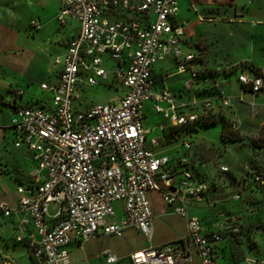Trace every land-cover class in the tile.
Masks as SVG:
<instances>
[{
  "label": "built area",
  "instance_id": "obj_1",
  "mask_svg": "<svg viewBox=\"0 0 264 264\" xmlns=\"http://www.w3.org/2000/svg\"><path fill=\"white\" fill-rule=\"evenodd\" d=\"M179 11L178 0H61L60 23L76 21L79 32L67 45L57 81L41 84L51 93L50 105L3 106L13 110L14 146L30 156L26 176L31 182H20L17 204L0 202V213L15 220L16 246L26 244L36 264H74L68 247L75 237L87 241L101 233L122 236L134 228L151 238L150 191H159L186 219L187 233L181 241L133 252L132 264H194L196 257L202 264H215L214 244L225 233L241 232L238 219L230 218L212 221L211 234H205L201 219L190 215L189 205L204 203L210 186L191 171V158L156 153L161 141L148 137L144 106L152 101L155 111L171 122L170 128L186 134L190 132L181 128L194 124L200 109L232 107L234 99L247 104L251 115L258 117L264 114V106L254 101L264 92V73H251L255 79L247 80L241 79L243 73L239 75L242 92L250 93L253 100L243 95L233 98L222 87L200 99L192 89L201 83L197 80L201 71L193 66L199 52L186 54L182 48L185 29L177 21ZM168 56L174 58L179 72H191L185 82L192 94L188 102L178 100L166 87L155 88L154 67ZM111 59L117 65L109 70L105 64ZM100 82H120L124 93L85 110L76 106L82 99L80 89ZM184 146L190 149L192 143L185 140ZM220 170L229 168L223 165ZM247 176L264 188V167L248 170ZM234 198L240 199L241 194ZM53 201L59 208L50 216ZM116 202L122 203L124 211L119 220H115ZM103 256V264L119 261L110 249ZM3 264H15V260L6 256Z\"/></svg>",
  "mask_w": 264,
  "mask_h": 264
},
{
  "label": "crops",
  "instance_id": "obj_2",
  "mask_svg": "<svg viewBox=\"0 0 264 264\" xmlns=\"http://www.w3.org/2000/svg\"><path fill=\"white\" fill-rule=\"evenodd\" d=\"M57 1L58 6L60 7L61 0ZM178 2L180 11L177 16V21L182 24L185 29V40L182 46L184 50L188 49L184 47L185 44L189 47H193V42L196 37L194 34L196 27L202 26L203 29H201L200 31L201 34L197 36V38L198 40L204 41V37L202 34L208 32V29H206V26H204L205 23H219L224 21L232 25L235 24L237 27L243 29V26H241V24L239 23L242 14L248 15L251 11L253 14L264 15V0H257V4L259 7L253 8L251 10L247 7L238 9L237 5L235 4V0H211V3H209V0H178ZM193 2L195 5L194 7L192 5ZM182 7L183 13H187V15L182 13ZM190 7L196 11L197 16H194L190 12H187ZM40 8L41 0H0V95H3L5 101L7 103H11L12 105L41 106L35 105L33 104V102L29 101L30 98L27 94L26 86H31L32 89H35L38 82H40V84H42L43 82H50L44 80L41 83ZM34 22H36L37 24L35 25ZM188 24L191 25L190 29H188ZM62 26L63 30L60 31V34L57 36L56 40L51 41V46L46 49L47 55L52 56V60L49 61L51 64H53V60L55 61L54 58H56V56L61 57L59 59L60 66L58 71H55V65H52V68H54V73L57 77L54 82L57 81L59 73L63 68V57L66 53L68 45L60 44L59 40L62 41L63 38H69V43V41L72 38L76 37L79 32V24L76 21H69L67 24ZM251 27L254 28V26ZM250 36H253V32L250 33ZM195 46H197L199 50V59L193 63L194 68L198 71H203L206 68L213 70L203 62L202 52L197 43H195ZM188 51L191 50L188 49ZM246 59L248 60L250 59V57H247ZM245 62L255 64L252 61ZM123 67L126 68L127 65L123 64ZM175 67H177L176 61L172 56L166 57L164 61L154 67L153 75L155 79V88L162 89L166 87L176 96L178 100L188 102L190 101L192 94L190 93L189 89L185 87V82L191 77V72L186 71L181 73L177 69H175ZM244 67H247V65ZM256 67L258 66L256 65ZM242 73H245V71H243ZM251 73L253 72L250 70V74ZM261 73H264L263 69H261ZM179 74H185L186 77H183L181 81L176 82L171 87H169L167 80L170 77ZM220 85L222 88H224L222 83H220ZM201 86L202 82L196 84L194 86L195 89L194 87L192 89L195 92L196 90L200 89ZM232 88L233 92L238 91V89H236L235 87ZM186 93L188 94V96L186 95ZM262 94H264V92L259 95V98L257 99L258 101ZM121 95H116L113 99L117 100ZM9 98H11V100H8ZM24 99H27L28 101L24 102ZM38 102H40L39 99ZM89 106L90 105H88V107ZM153 109V102L150 100L146 101L144 106L143 122L145 127L150 129L148 137L149 139L157 137L161 141V144L155 149L158 155L170 156L168 152H171L175 148L167 146L177 141V139L175 138H179L178 136H181L180 132L182 133V131H180L179 134H169L171 122L169 120L167 121V119L165 118H161L156 123L151 124L148 121V116L150 115L151 111L153 112L155 110ZM242 109L249 110V107L247 104H239L231 110H234V113L237 117L238 113ZM12 116L13 110L10 108L9 120H3L0 122L1 159L3 158V147L5 148V145L10 146L9 141L11 140L13 142L14 139L13 129L10 126ZM262 120L263 124V116ZM162 126L164 128H162ZM155 133H158V135H155ZM13 149L16 150L17 159L20 161V164L15 167V170H9L8 172L6 171V169L1 167L2 162L0 164V202H7L10 206H15L19 198V194L16 190L17 185L20 183V177L18 175L19 172H22L24 175H26L28 170H30L31 168V160L27 151L24 148H17L15 146ZM170 158L177 159L178 157L174 155L173 157L170 156ZM12 173H15V175H13ZM7 174H11L10 179L15 181V186H10L9 182L5 180V176H7ZM251 181L252 180H250L247 174L244 178L238 181V189L234 193H240L241 200L244 199L245 193L251 191L257 190L264 193V189H258ZM9 187H12V190H10ZM234 193L232 195V198H234ZM148 197L151 202L153 211L154 233L156 229V226L154 224L155 218L165 219L168 215L172 214L180 216L175 212V207L173 205H168L163 200L162 194L159 191H150L148 193ZM116 204L117 208L115 206V220H119L123 217L124 211L121 202H116ZM216 204L217 203L214 201L210 202L207 197V200L204 203L190 204L189 213L191 216H197L200 218L201 214H198L199 208H210L212 207V205ZM210 215H213L214 218L212 217V219L203 223L205 234H211L212 229H210L209 227L212 221L224 222L225 220L230 218H237L242 226L241 232L238 235H227L225 233L224 239L221 242L214 244L215 264H261V261L264 260V254H259L260 256L255 257L250 253V249L252 248L245 247V249L243 248L244 252H242L243 249H240V252L238 254L235 253L236 249L242 246L240 240L242 238V231L244 229L243 221L241 220V216L239 214H235L230 209L226 208L222 210L221 214ZM183 219L185 225L184 232L177 237L168 239V243H175L183 240L186 237L187 221L185 218ZM154 233L151 238H148L139 230L130 228L127 229L122 236L106 235L101 233L99 236L87 241H82L79 238L75 237L68 248L71 252L74 264H103V251L105 249H110L118 256L119 261L116 264H132L130 255L133 252L151 246H157L155 243ZM14 235L15 220L6 219L4 222L0 221V264H3L4 258L6 256L13 257L15 260V264H29L22 256V254H24V250L27 252L31 260V264H36L31 259L28 248L25 245L18 244L17 246L13 247ZM36 238H39L37 234ZM15 254L17 256H15ZM194 264H202L200 258L196 257Z\"/></svg>",
  "mask_w": 264,
  "mask_h": 264
},
{
  "label": "rangeland",
  "instance_id": "obj_3",
  "mask_svg": "<svg viewBox=\"0 0 264 264\" xmlns=\"http://www.w3.org/2000/svg\"><path fill=\"white\" fill-rule=\"evenodd\" d=\"M59 12L60 7L57 0H41V8L39 9L41 19V83L44 80L53 83L57 78L52 65L54 64L55 71H58L61 57L56 56L55 61L53 60V64H51L49 61L52 60V56L47 55L46 49L51 46V41L56 40L60 31L63 30V26L58 19ZM187 12L197 16L196 11L191 7ZM204 26L208 29L207 33L202 34L204 41L197 38L201 34L202 26L196 27L193 47L186 44L184 47L198 53L199 50L195 43L198 44L202 52L203 62L218 73L219 83L223 84L225 91L231 97L250 96V93L242 92L239 75L243 71L250 73V68L244 66L253 63L245 61H252L264 70V66L261 64V61H264V32L259 30L262 26L254 25L255 29L251 26L242 29L235 24L232 25L224 21L205 23ZM190 27L191 25L188 24V29ZM252 32L253 36H250ZM68 39L63 38L59 42L62 45H67ZM222 55L230 66L219 65V58ZM242 57H250V59L247 60ZM237 60L239 63H236ZM116 65L117 62L111 59L109 63L105 64V67L110 70ZM175 69L178 68L175 67ZM183 77H186V75L179 74L170 77L167 80L169 87L181 81ZM112 78L113 75H111L110 80ZM232 87H235L238 91L233 92ZM124 90L125 88L120 82L114 84L100 82L94 87L86 86L80 89L82 99L76 101V106L85 110L88 105L93 103H108L116 95H121ZM26 91L30 98L29 101L35 105H49L51 102V93L42 89L40 82H38L35 89L26 86ZM186 95L188 96L187 93ZM258 98L259 96L256 97V99ZM38 99L40 102H38ZM8 100H11V98ZM27 101V99H24V102ZM215 103L218 104V102ZM239 104L244 103H239L234 99L232 107L217 106L211 110H199L200 116L205 117L204 123L200 127H196V131L190 134L181 133V136H178L179 138L174 136L177 141L167 147L175 148L168 152L171 157L175 155L191 158V171L195 175L202 176L203 180L210 186L206 195L210 202L214 201L217 204L212 205L210 208H199L198 214H201V221L203 223L209 221L212 217L214 218L210 214H221L222 210L226 208L235 214H239L244 229L240 240L242 246L236 249L235 253L238 254L240 249L249 247L252 248L250 253L256 257L260 256L259 254H264V193L257 190L251 191L245 193L242 200L232 198V195L238 189V181L246 176L248 170L264 167V123L262 124V116L264 117V115L253 117L249 110L242 109L236 117L234 110L231 109ZM161 105L165 107L164 104ZM1 109L0 122L3 120L8 121L10 108L2 107ZM161 118H165L164 114L157 113L154 110L150 112L148 121L153 124ZM177 131L180 130L177 129ZM185 140L192 143V148L187 149L184 146ZM9 142L10 146L5 145L6 147H3V158H0L1 167L8 172L9 170H15V167L20 164L17 159V152L13 149L14 143L11 140ZM221 163L228 166V172L220 170ZM12 174L15 175V173ZM10 175L7 174L5 180L9 182L10 186H15V181L10 179ZM250 180H252V177H250ZM9 188L12 190V187ZM58 208L59 205L56 201L51 202L48 207L49 215L54 216ZM1 214L0 221L4 222L6 219ZM154 224L156 226L154 238L157 246L167 244L168 239L181 235L185 228L184 219L175 214L168 215L165 219L155 218ZM244 249L242 252H244ZM23 252L22 256L26 259V262L31 264L27 252L25 250ZM15 256L17 255L15 254Z\"/></svg>",
  "mask_w": 264,
  "mask_h": 264
},
{
  "label": "trees",
  "instance_id": "obj_4",
  "mask_svg": "<svg viewBox=\"0 0 264 264\" xmlns=\"http://www.w3.org/2000/svg\"><path fill=\"white\" fill-rule=\"evenodd\" d=\"M247 67H249L250 70L254 74H261L260 69L258 67H256L254 64H248ZM217 75H218V73L216 71L210 70L207 68L204 69L203 71H201L199 76H198L199 78H197V80L202 82V86L200 87V89L195 91V94L198 97H206V96L215 95L217 93L218 89H220V87H221V85L219 87L216 86V84L219 83ZM3 106H10V104L5 101V98L3 95H0V109ZM204 121H205V117L203 115H201V116H199V119L194 124H191L188 126H183V128H181V129L182 130L184 129L185 131L192 133L193 131H196V127H200V125L203 124ZM174 133L179 134V132L177 131V128H170L169 134H174ZM0 164H1V162H0ZM18 175L20 177V182H24V183H30L31 182V180L26 175H24L22 172H19ZM200 177L202 178V176H200ZM252 182L258 189H260V190L264 189V188L257 186L254 181H252ZM15 246H16V242L13 240V247H15ZM31 259L35 262V260L32 256H31Z\"/></svg>",
  "mask_w": 264,
  "mask_h": 264
},
{
  "label": "clouds",
  "instance_id": "obj_5",
  "mask_svg": "<svg viewBox=\"0 0 264 264\" xmlns=\"http://www.w3.org/2000/svg\"><path fill=\"white\" fill-rule=\"evenodd\" d=\"M209 3H211V0H209ZM235 4L237 5L238 9L247 7V8H249L251 10L253 8L259 7L258 4H257V0H235ZM181 11L183 13V7L181 8ZM183 14L187 15V13H183ZM62 15H63V13H62ZM239 23L243 27L260 25L262 27H260L259 30L261 32H264V15L253 14L250 11V13L248 15H243V14L241 15ZM180 31H182V30H180ZM169 38L170 39H174V37H172L171 35L169 36ZM185 53L186 54H190L188 49H185ZM242 58L246 59L247 57H242ZM236 63H239V61L237 60ZM261 64H262V66H264V61H261ZM219 65H228V61L224 59L223 55L219 58ZM228 66H230V65H228ZM241 79L247 80V79H255V78L250 73L245 71V73H243L241 75ZM256 84L260 85L261 81L257 80ZM57 98L59 99V97H57ZM243 98L246 99V100H253V97L249 96V95H245ZM254 102H257V103L261 104L262 106H264V94H262L260 96L259 101H254ZM200 110L202 111L203 109H200ZM169 111H171V109H169ZM180 119L182 120L183 117H181ZM155 135H158V133H155ZM157 162L159 163V161H157ZM221 166H223V163H221ZM159 170H160L159 168L156 169V171H159ZM22 231H23V229H22ZM41 250L45 251V249H41ZM49 264H51V262H49ZM261 264H264V260L261 261Z\"/></svg>",
  "mask_w": 264,
  "mask_h": 264
},
{
  "label": "snow or ice",
  "instance_id": "obj_6",
  "mask_svg": "<svg viewBox=\"0 0 264 264\" xmlns=\"http://www.w3.org/2000/svg\"><path fill=\"white\" fill-rule=\"evenodd\" d=\"M45 135H46V133H45Z\"/></svg>",
  "mask_w": 264,
  "mask_h": 264
}]
</instances>
